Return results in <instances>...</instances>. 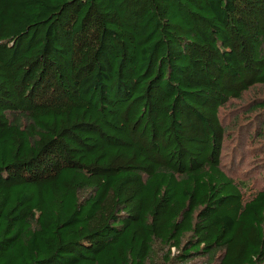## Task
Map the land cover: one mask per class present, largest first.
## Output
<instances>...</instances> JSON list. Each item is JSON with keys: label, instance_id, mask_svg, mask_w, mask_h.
<instances>
[{"label": "trees", "instance_id": "obj_1", "mask_svg": "<svg viewBox=\"0 0 264 264\" xmlns=\"http://www.w3.org/2000/svg\"><path fill=\"white\" fill-rule=\"evenodd\" d=\"M257 86L264 0H0V264H264Z\"/></svg>", "mask_w": 264, "mask_h": 264}, {"label": "rangeland", "instance_id": "obj_2", "mask_svg": "<svg viewBox=\"0 0 264 264\" xmlns=\"http://www.w3.org/2000/svg\"><path fill=\"white\" fill-rule=\"evenodd\" d=\"M252 101L264 103V86H257L248 91L244 98L232 102L222 110L223 124L229 128L239 123L240 135H246L242 145L231 136L230 143L224 152L226 171L235 179L244 180L253 191L264 190V111L253 112ZM199 260L195 264H202Z\"/></svg>", "mask_w": 264, "mask_h": 264}]
</instances>
